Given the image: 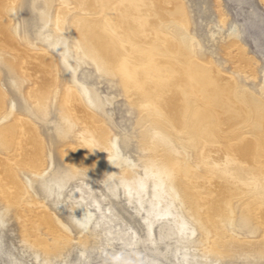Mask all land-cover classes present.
<instances>
[{
    "label": "bare ground",
    "instance_id": "6f19581e",
    "mask_svg": "<svg viewBox=\"0 0 264 264\" xmlns=\"http://www.w3.org/2000/svg\"><path fill=\"white\" fill-rule=\"evenodd\" d=\"M189 27L181 0H0V227L14 220L42 264L74 240L73 264L114 241L126 253L101 264H163L161 244L173 264L264 258V100L201 62ZM85 64L119 79L140 139L113 131Z\"/></svg>",
    "mask_w": 264,
    "mask_h": 264
},
{
    "label": "rangeland",
    "instance_id": "374dc122",
    "mask_svg": "<svg viewBox=\"0 0 264 264\" xmlns=\"http://www.w3.org/2000/svg\"><path fill=\"white\" fill-rule=\"evenodd\" d=\"M181 1L189 19L190 34L196 39L194 46L198 59L203 63L213 62L224 75L234 78L236 83L238 82L237 85L240 84L239 88L242 89L243 87V89L257 94L258 98L264 100V94L261 90L264 86V0ZM1 69V73H3L1 78L3 77L2 81L4 82L7 73L4 68ZM94 70V66L85 64L79 71L78 77L89 86H94L100 94L102 93V96L113 98L112 104L107 107L108 113L110 117L114 118L112 120L117 127L113 126V131L115 130L116 134L129 133V135L140 139L141 128L139 129L140 126L137 123V118L139 119L138 109L130 104L119 79L100 75ZM245 74L247 75L245 76ZM50 119H56L54 110ZM43 130L46 131L45 128H42V133ZM137 139H134L133 147L131 145L132 150H130L133 152L136 151L134 146L137 144ZM95 179L94 186L100 187V190L105 192L102 178L96 176ZM5 206L6 204L0 202V210ZM113 206L123 221L136 230L141 237H144L145 227L141 216L135 213L133 206L122 194L117 199H113ZM10 210L12 216V209ZM157 230L156 227L155 234L158 233ZM73 235L78 237L75 232ZM254 238L258 239L257 236L250 239L254 240ZM0 244L3 250V253H0V264H6L8 252H11L21 262L20 264H42V259H36L32 251L21 242L19 229L12 219L5 226L0 227ZM72 244L74 247L69 253L63 251L65 256L53 257L51 264H73L77 261L81 248L78 247L76 240ZM112 245L93 251L88 264L109 263L111 257L126 253L120 242L114 241ZM159 247L165 252V258L160 257L163 264H173L175 259L171 253L165 250V244H161ZM137 249V252L131 254L136 259L139 258L137 257L139 253L153 254L146 245H140ZM78 264H82V262H78ZM221 264H264V258L223 259Z\"/></svg>",
    "mask_w": 264,
    "mask_h": 264
}]
</instances>
